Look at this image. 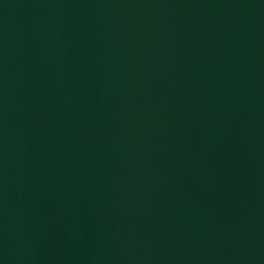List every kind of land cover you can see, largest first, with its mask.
Returning a JSON list of instances; mask_svg holds the SVG:
<instances>
[{
    "label": "water",
    "instance_id": "water-1",
    "mask_svg": "<svg viewBox=\"0 0 264 264\" xmlns=\"http://www.w3.org/2000/svg\"><path fill=\"white\" fill-rule=\"evenodd\" d=\"M0 264H264V0H0Z\"/></svg>",
    "mask_w": 264,
    "mask_h": 264
}]
</instances>
